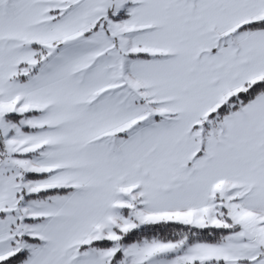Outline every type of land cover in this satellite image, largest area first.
I'll return each mask as SVG.
<instances>
[{
    "label": "snow or ice",
    "instance_id": "obj_1",
    "mask_svg": "<svg viewBox=\"0 0 264 264\" xmlns=\"http://www.w3.org/2000/svg\"><path fill=\"white\" fill-rule=\"evenodd\" d=\"M0 264H264V0H0Z\"/></svg>",
    "mask_w": 264,
    "mask_h": 264
}]
</instances>
